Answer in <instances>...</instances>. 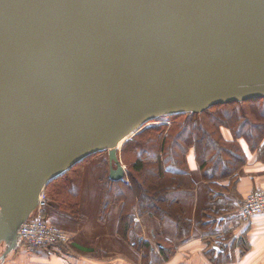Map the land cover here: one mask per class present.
<instances>
[{"label": "water", "instance_id": "water-1", "mask_svg": "<svg viewBox=\"0 0 264 264\" xmlns=\"http://www.w3.org/2000/svg\"><path fill=\"white\" fill-rule=\"evenodd\" d=\"M257 98L264 0H0V262L81 160L106 151L123 181L145 123Z\"/></svg>", "mask_w": 264, "mask_h": 264}, {"label": "crops", "instance_id": "crops-1", "mask_svg": "<svg viewBox=\"0 0 264 264\" xmlns=\"http://www.w3.org/2000/svg\"><path fill=\"white\" fill-rule=\"evenodd\" d=\"M222 133L226 140L231 139L227 129ZM238 142L245 162L233 182L229 178L204 180L195 150L188 149L185 166L191 185L164 194L165 202L177 205L188 222L187 236L177 235L174 218L139 211L134 195L132 225L122 234L121 203L105 206L104 187L82 186L74 216L52 203L44 211L47 221L53 220L70 232V248L59 245L31 251L18 244L0 264H144L152 260L157 261L154 264H264V214L252 217L246 225L239 224L236 214L245 195L254 189L264 190V159L243 138ZM93 158L87 159L88 174L95 169L90 162ZM100 175L101 170L97 179ZM123 181L128 183L127 178ZM78 215L82 218L77 219ZM216 222L222 224L226 237L220 248L209 239ZM137 245L148 246L150 257L144 259Z\"/></svg>", "mask_w": 264, "mask_h": 264}, {"label": "trees", "instance_id": "trees-1", "mask_svg": "<svg viewBox=\"0 0 264 264\" xmlns=\"http://www.w3.org/2000/svg\"><path fill=\"white\" fill-rule=\"evenodd\" d=\"M170 116L174 118L171 127L151 124L123 144L120 160L125 165L128 183L110 179L106 181L104 204L121 203L119 223L122 234L132 225L134 195L138 200L139 211L148 212L157 218H174L178 227L177 235L187 236L188 222L177 205L165 202L164 194L171 188L191 185L185 166L189 148L195 150L202 178L209 183L220 178H229L231 182L236 180V172L245 162L238 139L246 140L248 146L264 159V98L218 104L201 113ZM224 128L230 132V140L223 137ZM104 152L90 155L51 180L45 186L48 204L56 205L71 216L77 214L82 165L88 158ZM127 155L131 157L128 164L125 162ZM175 180H178L176 185ZM138 247L144 259L150 257L148 246ZM168 256L164 255L166 258ZM156 262L152 260L144 264Z\"/></svg>", "mask_w": 264, "mask_h": 264}, {"label": "built area", "instance_id": "built-area-1", "mask_svg": "<svg viewBox=\"0 0 264 264\" xmlns=\"http://www.w3.org/2000/svg\"><path fill=\"white\" fill-rule=\"evenodd\" d=\"M48 199L45 190H42L37 198V205L30 216L18 229L21 244L27 249L34 251L43 247L68 245L71 235L68 231L47 221L44 211ZM264 214V190L254 189L242 200L237 210L239 224L246 225L256 215ZM220 231L213 234V245L220 248L225 240V231L222 225Z\"/></svg>", "mask_w": 264, "mask_h": 264}, {"label": "rangeland", "instance_id": "rangeland-1", "mask_svg": "<svg viewBox=\"0 0 264 264\" xmlns=\"http://www.w3.org/2000/svg\"><path fill=\"white\" fill-rule=\"evenodd\" d=\"M180 119H183L184 117H179ZM174 118H172V116L168 115V116H161V117H158L156 119H154L153 121H149L147 123L144 124L145 127L151 125V124H165L166 125V128L168 127H171V123H172V120ZM142 130V129H141ZM140 131V130H139ZM107 152L105 151L104 153H102L101 155H94L92 157H94L93 159L90 160V162H93L94 164V168L93 171H91V173L88 174V172H86V165L88 164V160L82 165V173H81V183L79 185V187H105L106 185V181L108 178V160H107ZM89 157V156H88ZM87 158V157H86ZM131 159L130 156H126L125 158V162H127L126 164H128L129 160ZM84 160V159H83ZM98 162H101V165H98ZM122 162V161H121ZM91 170V169H90ZM95 170V171H94ZM100 170H101V175H100V178L97 179V175L100 174ZM92 175H93V178H92ZM83 178H86V183L83 182ZM91 178H92V184H91ZM90 179V180H89ZM46 191V190H45ZM246 196V195H245ZM48 199V198H47ZM243 200V199H242ZM237 214V213H236ZM77 219H81L82 216H77L76 217ZM52 223L54 222L53 220H50ZM53 224H56L57 226H59L60 228H62L58 223L54 222ZM220 223H215V227L212 228V230L210 231V236H209V239L212 241L214 240L213 239V234L214 233H217L220 231ZM223 227V226H222ZM63 229V228H62ZM224 229V227H223ZM70 233V232H69ZM226 238V237H225ZM225 242V241H224ZM19 245H22L18 242ZM211 245V244H210ZM213 245V244H212ZM223 245V244H222ZM23 246V245H22ZM214 246V245H213ZM59 247H64L66 249L70 248V243L68 245H61ZM4 245L3 244H0V255L1 253L3 252L4 250ZM215 249V247H214Z\"/></svg>", "mask_w": 264, "mask_h": 264}, {"label": "bare ground", "instance_id": "bare-ground-1", "mask_svg": "<svg viewBox=\"0 0 264 264\" xmlns=\"http://www.w3.org/2000/svg\"><path fill=\"white\" fill-rule=\"evenodd\" d=\"M125 141V139L124 140H121L119 143H118V148H120L121 146H122V143ZM82 161V160H81Z\"/></svg>", "mask_w": 264, "mask_h": 264}]
</instances>
